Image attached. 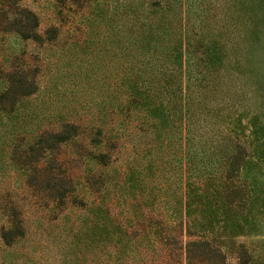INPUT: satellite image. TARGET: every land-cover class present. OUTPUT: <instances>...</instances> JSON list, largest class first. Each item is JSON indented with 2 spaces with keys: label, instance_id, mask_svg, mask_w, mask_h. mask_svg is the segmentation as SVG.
Wrapping results in <instances>:
<instances>
[{
  "label": "trees",
  "instance_id": "trees-1",
  "mask_svg": "<svg viewBox=\"0 0 264 264\" xmlns=\"http://www.w3.org/2000/svg\"><path fill=\"white\" fill-rule=\"evenodd\" d=\"M121 3L125 20L119 31L111 29L108 41L119 43L123 71L106 84V98L97 103L98 108L102 103L115 112L118 125L111 124L115 121L111 114L98 121L90 137L96 150L85 148L81 153L102 172L113 159L108 149L100 148L101 140L114 148L124 124L131 121L142 142L133 149L135 155L122 160L121 168H112L113 175L96 176L103 190L95 204L85 196L87 182L95 181L93 174L72 178L41 172L43 195L74 213L63 218L61 248L75 259L79 252L84 256L91 239L110 240L115 252L135 248V231L127 233L104 202L111 191L117 201L122 193L129 197V202L125 196L120 201L136 217L142 216L136 208L148 204L155 216L144 224L147 232L151 229L150 246L155 240L175 243L171 230L181 225L185 234L193 235L180 244L185 264H217L214 256L222 258L226 249L235 253L238 264H247L250 255L233 237L264 232V0ZM37 24L35 12L19 0H0V32L37 40ZM3 78L1 165L16 154V144L11 151L5 150L6 144L27 138L28 119L15 103L35 89L23 75L8 71ZM65 107L71 110L58 113L55 126L38 129L28 142L31 154L25 151L24 158L17 154V162H30L34 152L79 132L88 136L91 127L80 125L74 106ZM170 174L175 175L174 187ZM0 211V242L7 247L22 237L25 223L17 206L2 195ZM253 260L250 264H261Z\"/></svg>",
  "mask_w": 264,
  "mask_h": 264
},
{
  "label": "rangeland",
  "instance_id": "rangeland-1",
  "mask_svg": "<svg viewBox=\"0 0 264 264\" xmlns=\"http://www.w3.org/2000/svg\"><path fill=\"white\" fill-rule=\"evenodd\" d=\"M121 2L19 0V4L27 6L37 16L38 39L23 40L12 33L0 32V87L6 84L3 77L8 71L17 77L23 75L27 81L35 84L33 92L15 103L16 110L28 119L27 138L6 144L4 148L9 151L16 144V154H7V163L0 164V196L17 206L18 215L25 223V232L19 240L7 247L0 242V264H185L182 254L184 247L181 245L193 235L185 234L183 226L176 225L171 230L175 233V243L155 240L150 246L151 229L147 232L144 224L155 216L148 204L136 208L142 213V216L136 217L133 209L120 201L125 195H118L117 201L111 191L104 200L111 207L110 215L120 220L127 233L135 231L133 236L137 238V245L131 249L125 247L123 252H115L110 240L91 239L84 256L81 257L79 252V258L75 259L76 255L67 254L61 248L65 235L63 218L68 214L72 217L74 213L68 205L58 208L55 200L43 195L46 187L41 182V172L50 170L72 178L93 174L95 181L87 182L85 196L91 200L90 204H95L103 190L102 182L96 176L101 174L103 179L106 172L113 175L112 168H121L125 157L135 155L133 149L139 148L137 142L141 145L142 139L136 137L139 129L131 121L124 124L114 148H110V142L106 139L101 140L104 146L100 148L108 149L113 159V164L102 172H98L99 166L94 161L83 155L84 151L81 153L85 148L96 150L90 137L95 127L100 125L98 121H104L111 114L115 120L111 124L118 125L115 112L105 109L102 103L98 108L97 103L106 98V84L117 79L123 71L119 64L123 60L119 43L108 41L111 29L119 31L125 20ZM50 28H54L53 32H47ZM66 104L75 107L73 116L80 121V125L87 126V130L91 127L88 136L83 137V132H79L51 148L34 152L35 155L29 157L30 162H17V154H22V158L26 157L23 154L25 151L31 154L27 148L28 142L34 140L38 129L46 125L55 126L60 120L57 114L71 110L65 107ZM169 180L172 187L176 186L174 174H170ZM79 186L76 185V188ZM125 200L131 201L127 196ZM233 240L234 243L242 242L250 255L247 264H250L251 257L254 259L252 263L260 261L264 264V232L237 234ZM169 248L172 249L170 254ZM214 258H217V264H238L235 253L227 249L222 258Z\"/></svg>",
  "mask_w": 264,
  "mask_h": 264
}]
</instances>
